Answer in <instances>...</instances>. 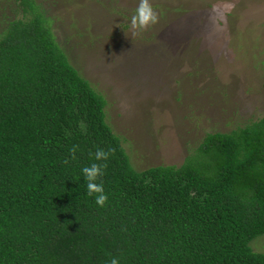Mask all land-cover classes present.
I'll use <instances>...</instances> for the list:
<instances>
[{
    "label": "trees",
    "instance_id": "obj_1",
    "mask_svg": "<svg viewBox=\"0 0 264 264\" xmlns=\"http://www.w3.org/2000/svg\"><path fill=\"white\" fill-rule=\"evenodd\" d=\"M19 7L0 28V264H264L248 245L264 233V112L134 169L42 10ZM97 147L115 150L103 208L81 171Z\"/></svg>",
    "mask_w": 264,
    "mask_h": 264
},
{
    "label": "rangeland",
    "instance_id": "obj_2",
    "mask_svg": "<svg viewBox=\"0 0 264 264\" xmlns=\"http://www.w3.org/2000/svg\"><path fill=\"white\" fill-rule=\"evenodd\" d=\"M68 62L104 100L134 169L179 164L205 132L264 112V0H150L159 22L134 34L139 0H31ZM21 14L0 0V28ZM264 253V233L248 241Z\"/></svg>",
    "mask_w": 264,
    "mask_h": 264
},
{
    "label": "clouds",
    "instance_id": "obj_3",
    "mask_svg": "<svg viewBox=\"0 0 264 264\" xmlns=\"http://www.w3.org/2000/svg\"><path fill=\"white\" fill-rule=\"evenodd\" d=\"M158 22V10L153 7L150 0H139L138 6L130 18V26L134 30V34L147 31ZM78 151V145H72L69 149V155L73 161L77 159L76 153ZM114 152L115 150L111 148L105 150L97 147L94 153H90L93 162L90 165L84 166L81 170L86 184L87 196L94 198L96 205L101 208L106 206L108 195L104 191V185L100 181V177L105 174V170L108 167L106 161H108L110 156L114 155ZM68 163V159H65L64 164L67 165ZM107 255L109 256V264H120L118 257L112 256L111 253Z\"/></svg>",
    "mask_w": 264,
    "mask_h": 264
}]
</instances>
